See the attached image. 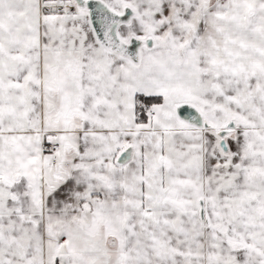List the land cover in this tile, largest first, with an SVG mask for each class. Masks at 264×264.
Here are the masks:
<instances>
[{
    "label": "snow or ice",
    "instance_id": "obj_1",
    "mask_svg": "<svg viewBox=\"0 0 264 264\" xmlns=\"http://www.w3.org/2000/svg\"><path fill=\"white\" fill-rule=\"evenodd\" d=\"M0 264H264V0H0Z\"/></svg>",
    "mask_w": 264,
    "mask_h": 264
}]
</instances>
